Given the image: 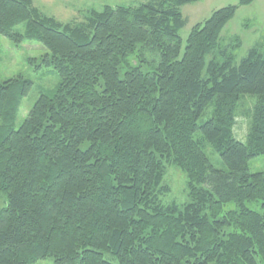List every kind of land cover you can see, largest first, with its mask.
<instances>
[{"label":"trees","instance_id":"obj_1","mask_svg":"<svg viewBox=\"0 0 264 264\" xmlns=\"http://www.w3.org/2000/svg\"><path fill=\"white\" fill-rule=\"evenodd\" d=\"M195 1L106 5L60 24L33 0H0V37L43 45L32 61L59 79L18 128L32 82L0 80V264H264V171L248 169L264 155V44L238 62L218 47L227 6L181 52L180 8ZM244 96L256 102L240 142ZM167 167L186 177L184 203L164 201Z\"/></svg>","mask_w":264,"mask_h":264},{"label":"rangeland","instance_id":"obj_2","mask_svg":"<svg viewBox=\"0 0 264 264\" xmlns=\"http://www.w3.org/2000/svg\"><path fill=\"white\" fill-rule=\"evenodd\" d=\"M143 1L146 0H33V5L43 15L55 19L60 24H74L83 21L89 9L100 10L106 5H132ZM240 1L196 0L181 6V16L186 20L185 26L179 31L181 52L191 29L197 24H202L213 12L227 6H235L237 9L221 30L218 47L238 62L250 49L264 44V0H252L249 5H240ZM23 30L24 25L16 28L19 33ZM47 52L43 45L35 42H23L18 48H14L8 39L0 37V80H9L21 75L32 82L31 90L20 102L16 128L22 124L40 95H51L58 87L59 79L52 68L36 67L37 61H32L39 60ZM212 56L207 55L206 60ZM255 102L254 97L244 96L236 103L233 132L240 142L245 141ZM211 110L212 106H209L205 115L210 116ZM206 154L215 168H224L219 157L210 149L206 150ZM248 169L251 174L264 171V155L250 160ZM164 182L171 189L164 199L165 202L174 201L180 204L187 201L186 177L180 170L167 167ZM246 207L255 212H262L259 203H247ZM233 209L235 206L228 204L223 211ZM35 264H52V260H40Z\"/></svg>","mask_w":264,"mask_h":264}]
</instances>
